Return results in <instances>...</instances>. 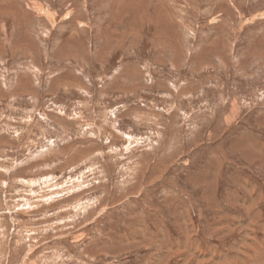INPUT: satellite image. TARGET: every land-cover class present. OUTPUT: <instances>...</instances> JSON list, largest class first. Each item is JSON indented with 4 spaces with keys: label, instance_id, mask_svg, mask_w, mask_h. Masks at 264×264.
<instances>
[{
    "label": "rangeland",
    "instance_id": "rangeland-1",
    "mask_svg": "<svg viewBox=\"0 0 264 264\" xmlns=\"http://www.w3.org/2000/svg\"><path fill=\"white\" fill-rule=\"evenodd\" d=\"M0 264H264V0H0Z\"/></svg>",
    "mask_w": 264,
    "mask_h": 264
}]
</instances>
